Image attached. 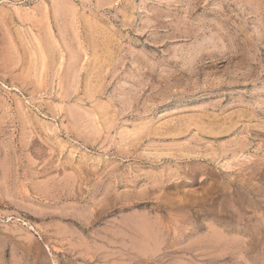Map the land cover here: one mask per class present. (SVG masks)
I'll return each mask as SVG.
<instances>
[{
  "label": "rangeland",
  "instance_id": "obj_1",
  "mask_svg": "<svg viewBox=\"0 0 264 264\" xmlns=\"http://www.w3.org/2000/svg\"><path fill=\"white\" fill-rule=\"evenodd\" d=\"M0 264H264V0H0Z\"/></svg>",
  "mask_w": 264,
  "mask_h": 264
}]
</instances>
